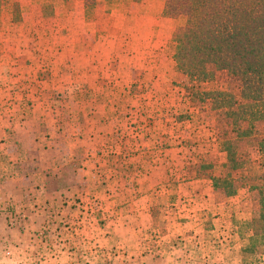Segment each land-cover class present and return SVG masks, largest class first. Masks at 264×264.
<instances>
[{
	"label": "crops",
	"instance_id": "1",
	"mask_svg": "<svg viewBox=\"0 0 264 264\" xmlns=\"http://www.w3.org/2000/svg\"><path fill=\"white\" fill-rule=\"evenodd\" d=\"M1 22L6 23L5 20ZM13 41L4 39L1 43L4 47V43ZM102 43L104 45L101 44L100 48L94 45L95 50L76 62L78 68L74 76H78L77 82H71L69 77L60 78L59 86L57 79L49 81L53 90L63 93L72 92L71 88L81 82L88 84L95 96L90 98H95V102H90L88 115L83 113L85 102H75L83 108L72 110V115L64 114L60 118L63 121L60 129H51L49 124L53 122L48 113L52 102L43 101L34 102L31 115L27 116L30 120L26 126L32 127V120L48 123L43 131L46 136L41 140H56L58 158L70 156L74 161L78 149H87V154L92 156L85 161L83 168L79 166L77 169L81 173L74 174L76 180L73 185L57 192H47L43 190L47 180L42 173L18 176L16 160L23 161L25 146L32 148V143L40 137L33 129L21 135L15 129L17 141H22L24 136L26 139L18 149L8 130L0 134V262L16 264L25 260V264H29L32 259L30 252L41 249L38 237L46 229L44 223L55 205L58 207L56 216H53L56 229L51 227L47 233H56L59 264H96L107 258L110 260L108 264H247L252 258L256 259L255 255L243 252L251 235L241 228L251 218L253 204L248 198L249 187L238 189L232 197L217 192L212 174L214 167L210 168L206 162L208 156L222 154L218 134L206 129V121L198 116L182 119L171 114V117L160 118L155 111L143 112L145 105L152 102H128V97L124 98V86L114 87L113 80L117 73L124 74L129 70L128 54L118 63L116 59L120 55L110 52L106 41ZM18 50L12 55H2L0 60L8 65L14 63ZM82 62L86 63L83 67L80 66ZM7 69L0 65L1 98L2 92L7 90L2 89L6 86H2V81ZM157 72L152 64L148 65L145 79L154 83ZM37 73L28 76L35 77ZM35 79L28 86L32 92L39 87L34 93L40 98L38 94L44 96L46 93L43 90L46 80ZM70 82L73 86L67 87ZM15 87L9 86V96ZM95 92H105L107 101L97 102ZM111 94L116 100L120 98L119 101L125 102L112 101ZM101 107L103 111L98 116ZM133 107L138 112L140 107L143 109L139 116L131 119L136 132L128 131L126 125L130 119L122 116L124 111L128 113L127 109L129 111ZM6 116L12 117L7 119L12 124L23 118L12 116V112ZM2 120L5 122L0 116V124ZM118 126L120 132L115 130ZM116 140H120L119 149L122 150L120 161H116L114 156L106 160L94 158L99 146L114 145ZM42 148L39 153L48 155L47 160H51L49 144H43ZM14 155H17L16 159L12 157ZM66 165L62 161L57 169L64 171ZM48 166L51 167V162ZM79 177H82L83 184ZM96 200L104 205V211L98 217L103 221L100 228L95 224L94 212H82L85 208L81 206L83 202L89 205ZM11 212L21 215L24 226L19 223L17 227L9 226L7 218ZM98 230L102 234L100 240H97ZM98 242L100 248L97 250ZM47 250L52 251L51 248L42 249ZM259 259H264V255Z\"/></svg>",
	"mask_w": 264,
	"mask_h": 264
},
{
	"label": "rangeland",
	"instance_id": "2",
	"mask_svg": "<svg viewBox=\"0 0 264 264\" xmlns=\"http://www.w3.org/2000/svg\"><path fill=\"white\" fill-rule=\"evenodd\" d=\"M100 1L102 4L98 5L92 14H87L84 2L80 0H2L1 2L0 59L2 55L16 53L17 48H19V54L17 58L13 59L14 63L9 65L5 64L6 61L0 60V65L3 68L8 67L6 76H4L5 79L2 81V86L6 85L2 89L7 90L2 92L3 98L0 97V116L5 119V122L1 121L3 123L0 124V134L4 130H8L9 136L13 137L14 143L19 146L18 149H20L21 144L26 143V139L24 136L22 141H17L14 136L15 129L19 131L20 135L25 134L26 130L33 129L40 137V139H36L35 143H32V148L25 146L26 156L23 157V161L16 160L18 162L16 164L18 165V168L16 166L18 176L42 173V177L47 180L43 190L57 192L61 189H68L69 185H73L74 180H76L74 174H80L81 171L78 170L83 168L88 158L92 157L87 154V149H78L74 161H71L70 156H66V159L58 158L57 150L59 146L56 140H41V137L46 136L43 131L46 130L44 126L48 123L32 120V127L26 126V124L30 120L27 119V116L31 115L34 102L35 104L43 101L52 102L51 110L48 113V117L52 118L53 122L52 125L49 124L51 129H60L63 123L60 118H63L64 114H71V111L76 110L77 107L83 108L75 102H85L86 106L84 104L83 113L84 115L89 114L91 109L89 104L95 102V98L90 100L93 93L90 92L88 84L81 82L71 88L72 92L66 91L63 93L61 90H53L49 86V81L52 78L57 79L58 86L60 78L69 77V79L72 78L71 82L74 81L78 78V76H74L77 74L76 69L78 68L76 62H80L82 58H86L91 50H95L94 45L100 48L101 44L104 45L102 42L106 41L105 45L109 48V51L113 52L114 55H120L116 62L119 63L120 59L128 54L129 70L124 74L117 73L118 75H115L113 78L114 87L124 86L123 94L124 98L128 97V102H152L151 105H145L144 110L140 107L139 112L135 107L129 111L127 109L128 113L124 111L123 118L130 119L126 125L129 128L128 131L136 132L134 124L131 125V119L139 116L141 110L143 112L145 110L146 112L155 111V114H158L160 118L173 115L183 119L185 116L191 115L198 116L201 120L204 119L206 129L211 130L212 134H218L220 150L223 148L222 143L228 142L230 144L235 153L233 164L238 168L231 171L230 175L228 168L225 167L227 153L221 151L222 154H214L206 158L207 164L214 167L212 174L214 177L229 174L240 190H243L242 186L246 185L250 190L248 198H250L253 206L257 204V202H254L257 191L264 188V156L257 151L259 143L264 140V125H258L251 135L244 136L246 134H242L243 131H240V133L234 131L233 126L228 123L224 111L213 110V103L205 98L206 92L213 91H225L239 96L241 92L240 81L226 74H218L214 81L200 84L191 81L178 72L174 60L175 44L172 35L182 22L164 17L165 2L163 0H143L140 2L133 0ZM2 20H5L6 23H2ZM4 39L14 41L4 43L3 47L2 41ZM98 41L99 43H97ZM150 64L158 70L154 83L145 79V69ZM85 65V62L80 63L81 67ZM38 70L39 73H37ZM35 72L37 73L35 77L34 75L28 76L30 73L32 75ZM33 79L36 81L46 80L44 82L45 88L43 85L38 84V86H43V90L46 92L44 96L38 94L40 95V98H38L34 93L39 87H35L34 92L31 91L28 85L34 83ZM71 82L67 83V87L73 86L70 85ZM75 82L77 81L75 80ZM9 86H16L11 94L9 92L10 96L7 93ZM95 93L98 97L97 102L106 100L104 97L105 92ZM115 96L114 94L110 95L112 101L125 102V100L119 101L118 96L116 100ZM11 103L12 105H10ZM118 109L121 110L120 107ZM98 110L97 115L99 116L103 108L101 107ZM10 112H12V116H23V118L19 121L16 120L13 124L7 122V119L12 118L6 116L10 115ZM241 126L243 129L246 125L241 123ZM72 128L73 125L70 123V129L72 130ZM85 129L87 130V127ZM115 130L120 132V126ZM173 130L176 132L175 129ZM43 144H49L51 160H47L48 155L44 156L42 152L39 153ZM119 146L120 140H116L114 145L111 143L103 144L98 147L99 151H97L94 158L106 160V158L110 159L114 156L116 161H120L122 150L119 149ZM12 157L16 159L17 155ZM62 161L67 164L64 171L57 169ZM48 162H51V167L48 166ZM36 164L42 166H36ZM52 164L54 165L52 166ZM79 180L83 184L82 177H79ZM77 184L79 185V183ZM81 206L85 208L82 209V212H85V210H89L88 214H90V211L94 212L93 215L97 218L95 224L97 228H100L103 221H99L98 217L104 211L103 202L96 200L89 205L83 202ZM53 209L50 210L49 218L44 223L46 229L38 237L41 249L30 252L32 259L28 262L29 264H59L60 254L56 251V233L51 231V234L47 233L51 230V227L56 229V219H53V216H56L55 213L57 214L58 207L55 205ZM12 213H9L7 218L9 226L17 227L19 226L18 223L24 226L25 222H21V215ZM100 232L98 230L97 240H100L102 236ZM99 245L100 242L97 243V250L100 248ZM43 248H51L52 251H42ZM259 257H262V255L256 256V259H249L251 261L249 262L264 264V259L260 260ZM109 262L110 260L107 258L104 262L100 263L98 261L96 264H108ZM0 264H9V262L6 263L3 260ZM16 264H25V260H22L21 263L17 261Z\"/></svg>",
	"mask_w": 264,
	"mask_h": 264
},
{
	"label": "trees",
	"instance_id": "3",
	"mask_svg": "<svg viewBox=\"0 0 264 264\" xmlns=\"http://www.w3.org/2000/svg\"><path fill=\"white\" fill-rule=\"evenodd\" d=\"M80 1L84 2L87 14L94 13L102 4L100 0ZM163 1L164 17L182 22L172 35L176 69L200 84L214 81L218 74L237 78L241 83L239 96L213 91L206 92L205 98L213 103V110L224 111L234 131L251 135L258 125H264V0ZM241 123L247 128L242 129ZM222 147L221 151L227 153L225 167L231 175V171L238 169L233 164L235 153L228 142L222 143ZM257 151L264 156V140ZM229 174L213 177L215 190L226 197L238 192ZM254 202L257 204L252 207L251 218L241 225L251 232L243 252L263 256L264 188L257 191Z\"/></svg>",
	"mask_w": 264,
	"mask_h": 264
}]
</instances>
